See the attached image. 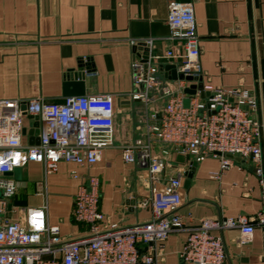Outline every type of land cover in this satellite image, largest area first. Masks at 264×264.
I'll use <instances>...</instances> for the list:
<instances>
[{
    "label": "crops",
    "instance_id": "obj_1",
    "mask_svg": "<svg viewBox=\"0 0 264 264\" xmlns=\"http://www.w3.org/2000/svg\"><path fill=\"white\" fill-rule=\"evenodd\" d=\"M170 0H0V99L62 102L65 75L84 65V94L128 96L133 89L131 40L154 38L153 54L169 46L166 22ZM191 1L200 40L202 82L223 88L242 87L257 100L253 116L262 124L260 143L264 174V0ZM160 65H174L162 59ZM164 78V71L160 69ZM171 79V78H168ZM174 80V79H171ZM189 84V83H187ZM163 102L131 100L117 106L114 144L103 150L91 166L60 161L56 172L44 174L43 166L25 161L16 193L6 217L15 220L20 210L47 204L46 222L59 227L66 239L83 237L87 227L72 217L73 196L82 176L99 179V209L103 223L127 226L150 220L147 169L125 162L122 146L141 137L152 109ZM26 116L25 127L33 124ZM139 127L140 129H137ZM23 142L28 143V136ZM172 173L187 171L193 158L171 151L167 157ZM236 161V160H235ZM240 161L221 172L219 159L207 156L196 162L177 212L188 225L200 218H252L260 212L262 190L253 167ZM76 174L77 177L73 175ZM134 201L131 205L130 201ZM237 228L222 231L224 264H264V227L255 226L251 240L237 242ZM186 230L172 231L164 242L157 264H190L180 260Z\"/></svg>",
    "mask_w": 264,
    "mask_h": 264
},
{
    "label": "built area",
    "instance_id": "obj_2",
    "mask_svg": "<svg viewBox=\"0 0 264 264\" xmlns=\"http://www.w3.org/2000/svg\"><path fill=\"white\" fill-rule=\"evenodd\" d=\"M166 22L169 34L163 39L169 46L162 53H152L154 38L131 40L148 48V59L142 61L140 50L133 53V89L127 98L103 93L66 96L62 102L45 101L40 95L25 101L0 99V264H157L168 235L179 229L187 231L179 255L182 262L224 264L223 230L237 228V242L246 244L255 226L264 227V207L249 219L204 217L194 225L177 212L186 171L168 170L171 151L187 153L196 162L207 156L218 158L219 170L210 174L216 179L236 163L227 154L237 155L252 165L264 204L262 124L253 116L256 97L245 88L202 82L201 90L188 94L184 89L198 81L162 77V59L173 62L177 74L197 79L204 75L193 3L170 0ZM135 99L163 102L161 109L151 110L142 136L122 146L125 162L147 169L150 196L142 205L150 203V220L127 226L103 223L99 179L91 174L82 176L72 208L73 219L86 225L87 235L62 237L58 225L46 222V203L22 208L15 220L6 217L17 189L10 173L14 167L33 161L43 166L44 174H51L60 161L93 165L114 144L116 107ZM23 103L26 115L39 120L38 144L23 142L27 135L22 133L26 128Z\"/></svg>",
    "mask_w": 264,
    "mask_h": 264
},
{
    "label": "water",
    "instance_id": "obj_3",
    "mask_svg": "<svg viewBox=\"0 0 264 264\" xmlns=\"http://www.w3.org/2000/svg\"><path fill=\"white\" fill-rule=\"evenodd\" d=\"M142 51V61H146L148 59V48L141 42L134 44L132 46L133 53L136 51ZM160 69L164 71V75L171 79H186L187 81H198L197 83L192 82L189 84L188 87L184 89V91L188 94L195 93L196 88L202 89L203 84L201 79H197L195 77L191 76H184L182 73H176V68L174 65H166L162 66L160 65ZM84 77H85V71H84V65L80 62L77 66V69H72L67 72L65 75V82H64V95L65 96H72V95H83L85 93L84 90ZM143 88V86H142ZM208 94V92H206ZM203 95V92L201 93ZM188 100H185V104H187ZM126 106H129L130 101L125 100L124 103ZM26 104L23 103L21 105V109L23 110V114L26 115L25 112ZM28 118L33 119V124L30 128L26 129L23 128L22 133L27 134L28 136V144H38L39 143V120L37 117H32L31 115H26ZM227 157L234 158L236 161H240L242 164H245L244 161H242L237 155L227 154ZM196 165V161L191 162V167L189 170L185 172V180H184V186L186 187L189 184V181L193 175L194 166ZM15 179L21 178V168L19 166H16L13 168V170L10 172ZM130 204L133 205L134 201H130Z\"/></svg>",
    "mask_w": 264,
    "mask_h": 264
}]
</instances>
